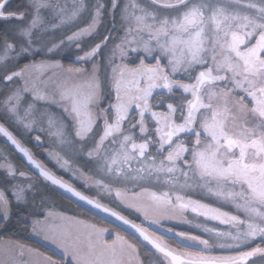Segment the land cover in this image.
<instances>
[{"label": "snow or ice", "instance_id": "1", "mask_svg": "<svg viewBox=\"0 0 264 264\" xmlns=\"http://www.w3.org/2000/svg\"><path fill=\"white\" fill-rule=\"evenodd\" d=\"M0 138V264H264V0H0Z\"/></svg>", "mask_w": 264, "mask_h": 264}, {"label": "trees", "instance_id": "2", "mask_svg": "<svg viewBox=\"0 0 264 264\" xmlns=\"http://www.w3.org/2000/svg\"><path fill=\"white\" fill-rule=\"evenodd\" d=\"M19 3H23V0H12V5L15 6L16 4ZM65 62H67V59H64ZM0 143L3 145L4 141L0 138ZM28 147L32 148V150L34 152H36V154L38 156H40L41 159H43V156H41L39 150L35 149L32 147V145L29 143L27 144ZM13 160L16 161V163L19 164V160L17 159L16 155H13ZM51 166V165H49ZM60 174V173H59ZM43 195H46L48 197V199L50 200V202L52 203V206L55 207L57 210L60 211H66L68 212V214L72 215V214H79V209L76 208V206L74 204H72L69 200H66L60 193V191L58 190H52L49 189L46 192L42 193ZM207 200H209L210 202H212V200L210 198H207ZM94 222L100 224L102 223L100 220H95ZM102 226L104 227H110V225L108 224H102ZM184 228L186 229L187 227L184 226ZM193 231V230H192ZM174 243V242H171ZM49 246L47 245H43L41 246L40 250L41 251H46L47 248ZM147 253H142V258L145 259V264H148V260H147Z\"/></svg>", "mask_w": 264, "mask_h": 264}, {"label": "rangeland", "instance_id": "3", "mask_svg": "<svg viewBox=\"0 0 264 264\" xmlns=\"http://www.w3.org/2000/svg\"><path fill=\"white\" fill-rule=\"evenodd\" d=\"M63 63L65 64V66H67L68 65V63H69V61H67V62H65L64 60H63ZM0 145H2L1 143H0ZM59 174V173H58ZM65 175V178H67V174H64ZM198 198L199 199H203L204 200V202H206V203H212V204H216L217 202H215L213 199H211L212 200V202H210L209 200H207V198L208 197H205V198H203V197H201V195L200 196H198ZM223 208H224V205H221ZM188 215H189V217L190 218H192V214L191 213H188ZM185 227H187V226H185ZM193 232L195 233L196 232V230L195 229H193ZM48 246V245H47ZM173 246H175V245H173ZM50 247V246H49Z\"/></svg>", "mask_w": 264, "mask_h": 264}, {"label": "flooded vegetation", "instance_id": "4", "mask_svg": "<svg viewBox=\"0 0 264 264\" xmlns=\"http://www.w3.org/2000/svg\"><path fill=\"white\" fill-rule=\"evenodd\" d=\"M198 195L199 194H196L195 196H194V198H198ZM201 197H203V196H201ZM203 198H205V197H203ZM199 199V198H198ZM224 209L225 210H228V211H232V208H231V206L230 205H224ZM171 243V242H170ZM173 245H175L174 243H173Z\"/></svg>", "mask_w": 264, "mask_h": 264}]
</instances>
